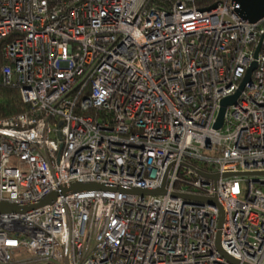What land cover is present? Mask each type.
I'll use <instances>...</instances> for the list:
<instances>
[{
  "label": "built area",
  "instance_id": "built-area-1",
  "mask_svg": "<svg viewBox=\"0 0 264 264\" xmlns=\"http://www.w3.org/2000/svg\"><path fill=\"white\" fill-rule=\"evenodd\" d=\"M239 8L0 0L3 81L29 107L0 118V202L60 191L0 213V264H264V174L222 176L264 172V17ZM186 195L216 197L223 226L219 206Z\"/></svg>",
  "mask_w": 264,
  "mask_h": 264
},
{
  "label": "water",
  "instance_id": "water-1",
  "mask_svg": "<svg viewBox=\"0 0 264 264\" xmlns=\"http://www.w3.org/2000/svg\"><path fill=\"white\" fill-rule=\"evenodd\" d=\"M236 3L240 4V8L237 10L239 14L244 18L249 20L250 22H259L264 17V0H234ZM261 48V43L258 45L255 51V58L258 57L259 51ZM257 68V61H253L251 66L248 68L245 77L243 78L239 89L231 96H228L222 100V106L215 123V128L219 129L223 126L225 120V112L229 105L234 104L239 96L241 95L242 91L244 90L247 82L252 81V76L254 70ZM256 174H264V172H255V173H225L222 176H230V175H256ZM205 177H211L218 179L219 174L210 175L207 173H203ZM106 188L105 185L95 183V182H73L70 184L69 188L67 189L70 192L80 191V190H89V189H103ZM63 191L64 193L67 192ZM133 194H141V195H155V194H162L165 192V186H161L156 189H145V188H131L127 190ZM60 195V191L57 188L53 189L50 193H48L44 198L39 199L34 202L28 203H15L10 202L8 200H1L0 202V213H15V212H30L34 209H37L43 205L53 202L58 198ZM188 198H194L201 202H207L212 205H217L221 209V217H220V227L223 226L224 223V211L216 197H204V196H194V195H186ZM220 234L218 236V243L220 244ZM234 262L238 263V260L230 257Z\"/></svg>",
  "mask_w": 264,
  "mask_h": 264
},
{
  "label": "trees",
  "instance_id": "trees-1",
  "mask_svg": "<svg viewBox=\"0 0 264 264\" xmlns=\"http://www.w3.org/2000/svg\"><path fill=\"white\" fill-rule=\"evenodd\" d=\"M6 41H0V118L16 115L29 108L28 104L23 101L19 88L7 85L3 81L1 69L5 63L3 49Z\"/></svg>",
  "mask_w": 264,
  "mask_h": 264
}]
</instances>
